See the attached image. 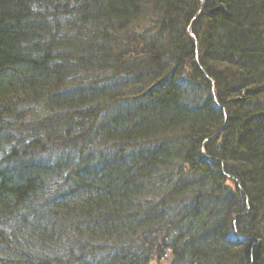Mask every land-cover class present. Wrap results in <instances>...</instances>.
Masks as SVG:
<instances>
[{
	"label": "trees",
	"instance_id": "1",
	"mask_svg": "<svg viewBox=\"0 0 264 264\" xmlns=\"http://www.w3.org/2000/svg\"><path fill=\"white\" fill-rule=\"evenodd\" d=\"M0 264H264V0H0Z\"/></svg>",
	"mask_w": 264,
	"mask_h": 264
}]
</instances>
